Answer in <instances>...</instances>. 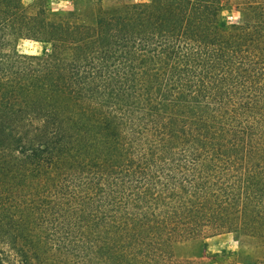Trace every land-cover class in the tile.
<instances>
[{
    "label": "trees",
    "instance_id": "obj_1",
    "mask_svg": "<svg viewBox=\"0 0 264 264\" xmlns=\"http://www.w3.org/2000/svg\"><path fill=\"white\" fill-rule=\"evenodd\" d=\"M230 1L238 25L223 0H153L91 26L0 0V264L264 240V0Z\"/></svg>",
    "mask_w": 264,
    "mask_h": 264
},
{
    "label": "rangeland",
    "instance_id": "obj_2",
    "mask_svg": "<svg viewBox=\"0 0 264 264\" xmlns=\"http://www.w3.org/2000/svg\"><path fill=\"white\" fill-rule=\"evenodd\" d=\"M153 0H23V5L35 13L46 6L51 14L75 19L80 24L95 25L97 18L107 16L133 5L151 4ZM221 23L238 25L241 13L235 1L223 0ZM52 45L42 42L22 41L18 52L23 55L46 57ZM67 57V55L65 56ZM175 262L185 264H257L264 261V240L229 232L206 230L195 240L177 243L173 249Z\"/></svg>",
    "mask_w": 264,
    "mask_h": 264
}]
</instances>
